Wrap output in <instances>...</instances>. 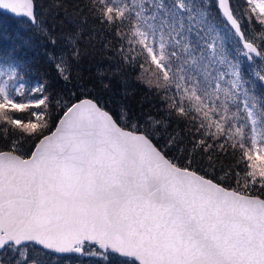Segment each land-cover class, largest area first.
<instances>
[{"label": "snow or ice", "instance_id": "1", "mask_svg": "<svg viewBox=\"0 0 264 264\" xmlns=\"http://www.w3.org/2000/svg\"><path fill=\"white\" fill-rule=\"evenodd\" d=\"M73 7L0 0V264H264V0Z\"/></svg>", "mask_w": 264, "mask_h": 264}, {"label": "trees", "instance_id": "2", "mask_svg": "<svg viewBox=\"0 0 264 264\" xmlns=\"http://www.w3.org/2000/svg\"><path fill=\"white\" fill-rule=\"evenodd\" d=\"M60 2V0H57ZM65 8L68 13H72L75 11L73 5L80 2V0H62ZM236 3H241L242 0H235ZM36 3V12L38 16L47 17L50 9L53 6V0H35ZM63 11V9H61ZM16 19L14 16H9L7 19L0 18V22L11 25ZM44 43L43 40L39 41L38 49L39 52L42 53L44 49L41 45ZM36 68L33 70L34 75H38L40 78L49 79L50 81H55V69L50 67L47 62L43 58H38L35 62ZM151 97L148 96V93L142 88L137 87L135 89V93L129 95L127 100L125 101L130 107L134 109H139L141 105H148V100ZM154 110V108H153Z\"/></svg>", "mask_w": 264, "mask_h": 264}, {"label": "water", "instance_id": "3", "mask_svg": "<svg viewBox=\"0 0 264 264\" xmlns=\"http://www.w3.org/2000/svg\"><path fill=\"white\" fill-rule=\"evenodd\" d=\"M36 4V3H35ZM15 17V16H14Z\"/></svg>", "mask_w": 264, "mask_h": 264}]
</instances>
